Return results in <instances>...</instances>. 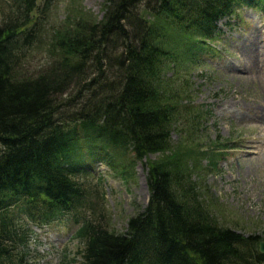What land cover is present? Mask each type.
<instances>
[{"label":"trees","instance_id":"obj_1","mask_svg":"<svg viewBox=\"0 0 264 264\" xmlns=\"http://www.w3.org/2000/svg\"><path fill=\"white\" fill-rule=\"evenodd\" d=\"M2 1L0 264H26L31 225L54 223L77 226L76 256L64 264H264L262 237L220 225L191 179L188 161L215 168L227 142L172 148V124L187 107L162 82L175 54L168 32L188 40L197 63L211 54L204 43L220 20L243 5L264 13V0H103L99 20L78 8L49 35L51 0ZM44 40L47 65L24 71L27 52ZM155 153L163 157L147 160ZM95 159L123 176L137 161L145 166L148 201L124 232L102 208Z\"/></svg>","mask_w":264,"mask_h":264},{"label":"rangeland","instance_id":"obj_2","mask_svg":"<svg viewBox=\"0 0 264 264\" xmlns=\"http://www.w3.org/2000/svg\"><path fill=\"white\" fill-rule=\"evenodd\" d=\"M102 4L103 0H51L45 32L49 35L54 28H60L69 13L78 8L88 18L99 20L103 15ZM4 5L5 1L0 0V11L6 8ZM236 11L235 16L218 22L220 32L204 43L211 48V54H203L202 61L197 63L187 58L188 40L168 32V49L175 54L166 59L162 82L166 92L171 91V95L182 100L181 106L187 107L181 111L184 118L172 124V148L180 150L182 145H190L206 150L217 141L227 142L228 146L221 148L225 151L215 168L203 157L187 163L193 161L189 166L192 165L191 179L200 188L210 211L220 225L263 238L264 13L245 5ZM190 38L193 37L189 36V41ZM46 42L27 52L22 61L24 71L32 73L47 65L49 42L47 45ZM84 76V80L88 79L89 71ZM165 154L171 155L167 151ZM161 157L160 153L150 154L147 160ZM120 159L124 161L123 157ZM84 160L91 158L86 156ZM90 170L91 176L102 179L103 201L100 202L110 227L118 233L124 232L129 217L148 201L145 166L137 161L123 176L106 162L95 159ZM31 228L35 233L27 248L26 264H64V258L70 261L76 256L79 244L72 240V235L77 226L54 223L34 224Z\"/></svg>","mask_w":264,"mask_h":264},{"label":"water","instance_id":"obj_3","mask_svg":"<svg viewBox=\"0 0 264 264\" xmlns=\"http://www.w3.org/2000/svg\"><path fill=\"white\" fill-rule=\"evenodd\" d=\"M259 251L261 253H264V240L263 239H259Z\"/></svg>","mask_w":264,"mask_h":264},{"label":"bare ground","instance_id":"obj_4","mask_svg":"<svg viewBox=\"0 0 264 264\" xmlns=\"http://www.w3.org/2000/svg\"><path fill=\"white\" fill-rule=\"evenodd\" d=\"M245 55H246V53H245ZM244 60H246V59H243V61ZM242 61V60H241ZM248 63V62H247ZM251 65V64H250ZM250 68V67H249ZM241 78V77H240ZM243 78V77H242ZM263 106V105H262ZM226 107V106H225ZM251 108V107H250ZM258 108V107H257ZM252 110V109H251ZM257 125V124H256ZM261 134H262V132H261ZM255 136V135H254ZM257 140V139H256Z\"/></svg>","mask_w":264,"mask_h":264}]
</instances>
